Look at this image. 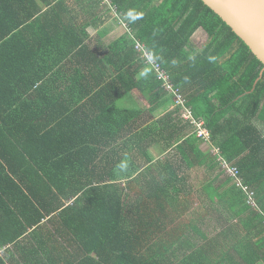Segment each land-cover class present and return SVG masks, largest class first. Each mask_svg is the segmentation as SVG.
Wrapping results in <instances>:
<instances>
[{
	"label": "trees",
	"instance_id": "obj_1",
	"mask_svg": "<svg viewBox=\"0 0 264 264\" xmlns=\"http://www.w3.org/2000/svg\"><path fill=\"white\" fill-rule=\"evenodd\" d=\"M113 1L118 19L95 0H0V264H54L56 235L77 244L74 264H264L263 64L203 0ZM109 16L185 108L123 25L106 52L88 46ZM210 217L217 234L179 260L180 237Z\"/></svg>",
	"mask_w": 264,
	"mask_h": 264
},
{
	"label": "crops",
	"instance_id": "obj_2",
	"mask_svg": "<svg viewBox=\"0 0 264 264\" xmlns=\"http://www.w3.org/2000/svg\"><path fill=\"white\" fill-rule=\"evenodd\" d=\"M108 29H115V31L113 32L114 33L113 37H114V35H116L115 38H112V39L108 38V33H109ZM98 33L105 35V37L103 36L102 41L107 42L106 46L112 45L113 43L117 42L119 39L127 36L124 28L119 24V22H114V20H112L111 16L107 17V21H105L104 26H102V28L99 29L98 32H96L94 34L95 36L94 35L92 36V38H91L92 42L98 40V39H95V38H97ZM99 38H101V37H99ZM89 42H90V40L87 43H89ZM69 60H71V57L62 61L61 66L63 64H65L67 66ZM133 93H134V97H135V102L139 101V103H140V102L144 101L143 97L141 99V96L137 92H133ZM139 105L141 107H143L144 109L147 108L146 104H144V105L139 104ZM257 127H259V128L263 127V129H264V126L260 125L259 123H257ZM149 152L154 156L153 159L155 161L158 158L162 159V158L166 157V155L169 153V152L165 151L162 148V146H160V145L155 146V147H151V149L149 147ZM104 171L105 170H102V169L97 170L98 173H101ZM135 174H137V172ZM190 186H192L193 188ZM190 186H189V191L192 190V192L193 191L197 192V188H199V191L201 190L200 186H195V185H190ZM71 203H73V202L72 201L67 202V205H70ZM200 205H201V203H197V202L194 204L193 209H192L193 213L196 214L197 208H198L197 213L201 212ZM48 220L49 219L45 220L42 224L47 223ZM214 225H216V224L214 223L213 218L210 217V219H206L205 221H203L199 224V226H198L199 232H197L195 230H190L187 233L183 234L180 237V243L178 245V253H176L178 256V259L182 260V258L184 256H188L189 254H192V253H194V255H196V256H197V253L201 254V251L203 250L202 248L206 247L208 241L211 240L217 234V232H215V229H213ZM40 237L41 236L39 235L38 239H40ZM66 239H68V236H66L65 238H61L59 235L54 236V240L57 241V243L54 247L55 248L54 264H74L73 263L74 259H72V257L74 256V253L78 252V255H81L80 254L81 252L77 249V244L74 242V240L71 243H66V242H64ZM64 247H69L68 248V250H69L68 254H67V251L63 250ZM4 249L5 248H0V254H3ZM211 251L212 250H208V252L205 255L208 256ZM202 256H204V254Z\"/></svg>",
	"mask_w": 264,
	"mask_h": 264
},
{
	"label": "water",
	"instance_id": "obj_3",
	"mask_svg": "<svg viewBox=\"0 0 264 264\" xmlns=\"http://www.w3.org/2000/svg\"><path fill=\"white\" fill-rule=\"evenodd\" d=\"M264 66V0H203Z\"/></svg>",
	"mask_w": 264,
	"mask_h": 264
},
{
	"label": "built area",
	"instance_id": "obj_4",
	"mask_svg": "<svg viewBox=\"0 0 264 264\" xmlns=\"http://www.w3.org/2000/svg\"><path fill=\"white\" fill-rule=\"evenodd\" d=\"M98 3H101L103 5H108V8L111 9L113 12L115 18L118 19L119 17V11L117 8V5L114 3L113 0H95ZM121 25H123L125 28L128 30L129 36H131L135 40V50L136 52L141 56V59L143 60V63L149 67L151 71H153L157 77V79L161 82L163 90L168 94V95H173L175 99V105L173 106V109L177 107L185 108V99L183 95L180 93V90L176 89L173 83L170 80V76L167 73L166 70L162 68V66L156 62L148 52V49L144 43H142L140 40L135 39V34L128 28L127 23L124 21L123 18L119 19ZM185 120H190L192 119V116H190L189 113H185L183 115ZM195 124H197V134L200 137L209 139L210 138V133L209 130L205 127H203V123L196 122L195 120L193 121ZM214 151L218 154V159L220 161V164L222 168L225 170V172L232 176L238 187L242 188L244 193L247 196V204L250 205L253 208H256L255 204V199H254V193L249 191L248 188L245 186L241 176H240V170L237 166L231 165L229 162L225 160V158L220 154L219 149L215 148Z\"/></svg>",
	"mask_w": 264,
	"mask_h": 264
},
{
	"label": "rangeland",
	"instance_id": "obj_5",
	"mask_svg": "<svg viewBox=\"0 0 264 264\" xmlns=\"http://www.w3.org/2000/svg\"><path fill=\"white\" fill-rule=\"evenodd\" d=\"M116 19V18H115ZM121 24V23H120ZM115 31V29H108V38L109 39H112V38H115L116 37V35H114V37H113V32ZM95 36V35H94ZM112 36V37H111ZM97 38H98V36H97ZM97 38H95V39H97ZM204 38H206V36L204 35V34H199V35H197V37H196V39H197V43L198 44H200V42H202L203 40H204ZM91 42V41H90ZM87 43L88 44V46L92 49V50H98V51H102V52H106L107 51V47H106V45H107V42L106 41H102V39H99L98 38V40H96V41H94L93 43ZM133 97H134V93H133ZM141 99H142V97H141ZM134 100H135V97H134ZM138 102V103H137ZM136 103L139 105V104H141V105H144V104H147V102H145V101H142V102H140L139 103V101H137ZM140 106V105H139ZM141 107V106H140ZM263 133H264V129L263 128H261L260 129ZM208 146V145H207ZM197 173V172H196ZM213 176H216V177H218V182H220L221 180H223L225 177H227V175L226 174H224V173H222V171H221V169L220 168H215L213 171H212V173H211ZM196 180H197V178L196 177H192V182H190V183H192V185H194L195 184V182H196ZM216 219V218H215Z\"/></svg>",
	"mask_w": 264,
	"mask_h": 264
},
{
	"label": "clouds",
	"instance_id": "obj_6",
	"mask_svg": "<svg viewBox=\"0 0 264 264\" xmlns=\"http://www.w3.org/2000/svg\"><path fill=\"white\" fill-rule=\"evenodd\" d=\"M128 15L131 16V13H129Z\"/></svg>",
	"mask_w": 264,
	"mask_h": 264
},
{
	"label": "bare ground",
	"instance_id": "obj_7",
	"mask_svg": "<svg viewBox=\"0 0 264 264\" xmlns=\"http://www.w3.org/2000/svg\"><path fill=\"white\" fill-rule=\"evenodd\" d=\"M117 19V18H116ZM129 28V27H128ZM130 29V28H129Z\"/></svg>",
	"mask_w": 264,
	"mask_h": 264
}]
</instances>
